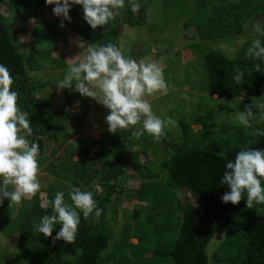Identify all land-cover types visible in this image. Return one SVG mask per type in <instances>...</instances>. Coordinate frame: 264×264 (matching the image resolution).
I'll use <instances>...</instances> for the list:
<instances>
[{"label":"trees","instance_id":"16d2710c","mask_svg":"<svg viewBox=\"0 0 264 264\" xmlns=\"http://www.w3.org/2000/svg\"><path fill=\"white\" fill-rule=\"evenodd\" d=\"M219 1L209 22L211 26L208 28L211 31H220L221 39L224 31L232 33L233 28L234 34H244L246 22L256 14H260V20L264 21V0ZM35 4L41 11H35L33 14L31 10ZM71 5L70 0V7ZM54 7L55 5H48L46 0H0V64L8 67L14 78L12 90L18 92V107L31 121L32 135L27 137L31 142L39 143L38 157L44 155L48 144L58 143L63 139L67 122L61 121L62 119L58 117L64 111L55 107L54 99L41 96L39 93L48 83L34 81L29 76L28 59L22 52L23 44L18 36L19 30L13 23L22 14L27 17L34 15L40 27L43 23L42 11L54 14ZM4 9L7 11L6 14ZM124 9L132 14L127 0ZM250 10L255 11L254 14H249ZM71 11L76 17V22L69 23L68 27L80 34L86 43L95 45L92 35L95 30L115 37L121 33L123 21L118 18L104 28L98 27L93 30L83 19V10ZM129 19L126 16L124 22L133 26L134 23ZM260 39L264 42V37ZM208 40L218 39L207 38L209 47ZM250 43L251 40L242 45L236 58H230L220 50H208L204 62L208 89L212 96L220 99H247L264 95V73L256 72L253 68L255 63H261V67L264 68V62L246 57L245 52ZM57 62L61 64L59 60ZM60 64L56 65L63 68V64ZM236 68L245 73L240 84L233 80ZM72 97L76 96L71 95L69 99L72 100ZM64 115L70 114L66 112ZM78 117L85 118L86 114H79ZM203 122L202 128L197 131L191 127L193 124L181 123L185 136L183 143L174 144L164 137L161 138L166 143L163 148L166 157L162 159L158 172L150 170L146 163L143 164L139 159L132 157L130 165L134 174L144 181H149L143 182L138 190L134 192L131 190L128 200L133 198L147 203L152 206L151 214L159 215L162 213V206H167L164 204L167 202L171 206L168 214L180 215L177 225L179 238L172 244L167 254H161L168 255L175 264H209L207 248L217 233L224 228H228V233L214 254L215 261L216 257L220 256V263L223 264H264V204H254L253 208L248 209L246 193L238 205L225 204L221 197L230 191V188L220 183L226 163L234 160L242 148L264 149V137L253 135L255 130L250 133L249 128L243 126L229 125L218 128L216 122L211 120ZM259 129H264V126ZM131 132L129 130H120L116 134L104 132L98 135L97 140H91V144L87 142L72 144L71 149L67 150L68 168L59 166L55 171V176L64 178L72 187L58 188L55 184L50 185L48 190L41 187L36 197L23 200L19 206H12L7 211L5 209L2 214L0 212V231L7 239L18 234L16 247L21 249L26 257L32 260L39 259L37 264H106L112 257L114 258L101 256L116 238L107 213L112 205L114 206L115 200L124 193V187L119 180L125 175L127 159L124 148L132 139ZM232 143L239 144L238 150H229L231 153H224L223 158L216 155L228 150ZM55 150L56 148L52 151L53 155ZM76 150L79 152L78 160L73 158ZM90 155H94L93 158H90ZM145 155L147 157L148 152H145ZM74 187L93 192L97 206L103 211L99 218H95L93 212L88 220H84L81 213V223L74 244H66L62 240L53 243L51 237L45 238L43 234L33 230L34 223H39L44 215L52 214L50 206L47 209L41 206L40 195L48 191L50 195L47 200H53L57 191H63L65 201L71 203L69 192L66 190L71 191ZM177 190L189 191L200 203L199 207H193V203L189 201L183 202L175 193ZM139 214L141 213L135 210V217ZM59 228V224L55 225L53 237L59 232ZM127 230L116 242L122 247L120 250L122 253L130 250L137 256L136 259H139L140 255L137 253L141 242L139 241L137 245L131 244L130 239L137 237L132 236L130 232L127 233ZM156 252L154 257H162L158 251ZM116 258L117 261L128 262L127 255Z\"/></svg>","mask_w":264,"mask_h":264},{"label":"rangeland","instance_id":"374dc122","mask_svg":"<svg viewBox=\"0 0 264 264\" xmlns=\"http://www.w3.org/2000/svg\"><path fill=\"white\" fill-rule=\"evenodd\" d=\"M138 3L141 5L140 13L138 15L133 13L130 14L127 12V9L124 8L119 10L120 14L116 16V18L123 22L121 33L118 37L108 35L105 32H98L97 30H95V33H92V35L95 44L113 43L118 47L122 46L123 53L126 57H131L137 61L144 58H150L152 61L159 62L162 65L164 78L169 86L168 92L166 95L157 93L152 97H146V99L151 104L155 115L162 120L171 118L176 122L174 126L165 127V135L163 137L174 144L183 143L185 136L183 134L184 130L181 124L182 122L185 124H193L191 127L195 131L202 128L203 121L205 120L216 122L218 128L229 125L238 126L233 123V114L236 111H243L245 105L252 103V99H220L217 96H212L208 89V78L204 58L209 49L220 50L228 57L236 58L241 51L242 45L245 42L250 41L255 35L252 25L257 20H260V14H256L251 20L246 22L244 34H234L233 28L232 33L231 31H224L222 34L223 39H221L219 38L220 31H211L208 28L211 26V23L209 22L213 12L220 3L219 0H138ZM33 7L34 8L31 7L33 14L35 11H41L36 4L33 5ZM71 10L81 11L83 10V7L82 5H71L69 11L71 20H63L64 27L60 26L63 18L57 17L54 14L56 22L54 23L55 25H53L52 30L53 32L58 33V36L56 35L54 38H56L58 46H60H57V49H60L61 55H59V60L62 63H68L65 62L67 61V55H65V52H69L71 48H73L72 50L74 51L71 58H75L81 54L80 59H82L83 52L86 51V47L90 44L86 43L80 34L68 27L69 23L76 22V17L72 14ZM3 11L5 14L7 13L6 9ZM45 12L46 11H42L41 17L45 15ZM254 12L255 11L250 10L249 14L252 15ZM50 14L52 13H48V17H50ZM249 14L247 13V15ZM126 16H128V19L130 18L134 23L133 26L124 22ZM27 19H34L37 23V18L34 15ZM25 21L26 20L21 17L13 24L17 26V28H19V26L21 28L23 25L26 27ZM68 30L78 34L80 39L77 40V38L74 39L71 35L68 36ZM37 31L39 32L38 37L43 38L44 34L48 36V33H50V26H48V23L47 25H43L42 23ZM100 33L101 35L99 36ZM33 35H35V33ZM209 37L218 40H208L210 45L208 47V42L206 41ZM28 38L29 37H27V39ZM242 39L245 41L243 44L240 43ZM60 40H62L61 43ZM33 44L34 45L30 46L32 51L30 59L33 60V64H38L39 67L43 65V67L42 70L32 72L29 70V65H27L29 76L34 81L41 80L50 82L47 97L52 98V91L57 87V82L63 79L70 64L68 63V67L66 68L58 67L62 73L59 72L55 75L56 70L58 69L54 63L57 65L60 63L55 62V58L52 61L47 57L52 56V48H50L51 44H42L40 41L36 43L33 42ZM193 44H195V46H192ZM27 59L29 60L28 56ZM46 61H50L49 67L46 64L48 63ZM78 62L79 60H76L73 63ZM46 68L53 72L50 73L46 71L48 70ZM68 91L72 96L74 95L78 97L80 102L79 110L86 112L90 121H88V125L84 128L85 122L82 119L58 116L62 119L61 121L67 122L66 131H69V129L74 131L79 127H83L84 130L81 132L80 136L82 139H80V142L84 141L89 144L92 142L90 139L91 135H88L90 132H95L94 139H98V133H96V131L99 132V136L101 135L100 133L109 132L106 123V116L109 114V110L98 103L95 99L80 95V93L74 90V87ZM261 96L255 97L259 98ZM253 111L257 113H255V118L251 121L252 127L248 129L250 133L253 132L252 130L264 126V120H261L258 110L253 109ZM68 113L71 114L70 112ZM139 127H142V125L130 128L129 131H133L135 128ZM67 142H69V140L60 143L51 142L47 145V152H50L53 148H57L56 155L58 154L57 156L61 159L63 158L65 152L63 149ZM165 145L166 143L162 139L159 142H154L153 139L145 133V135L139 140L134 138L130 139L127 146L124 148L127 163L124 167L125 175L119 180V183L124 187V193L117 199L118 201L115 200L116 202L114 206L112 205V208H110V211L107 213V218L111 222L112 231L115 233L116 238L111 241L108 250L103 252L101 256L102 258L114 256V258L112 257V259L106 262V264H122L123 261L115 260L117 259V256L121 257V255H127L128 257V262L123 264H175L168 255L163 256L161 254H167L170 251L172 244L179 238L177 225H179L180 215L176 213L172 215L168 214V210L171 206L167 202L164 203L167 206H162V213L159 215L156 213L151 214L152 206H149L147 203L140 202L133 198L128 200L131 195L129 193L132 192L131 190L134 192L141 187L143 182L149 181H144L134 174L130 165L131 159H139L141 163H146V166L150 170L158 172L160 170L162 159L166 157V154L163 151ZM238 146L239 144L232 143L228 150H224L223 153H231L228 152L229 150H238ZM91 149H93L92 146ZM169 151H171L170 148ZM145 152H148L147 157ZM91 156V158H93L94 155ZM146 158H148V161H146ZM39 160H43V157H38V162ZM55 171L56 170L54 169V175L56 173ZM49 174L53 176L52 173ZM39 177V182L44 190L49 189V182L52 183V186L55 184L58 188L65 186L62 180H56L51 177L52 179L49 181V178L47 179L44 175ZM99 189H97L98 192L100 191ZM66 192L70 191L66 190ZM175 193L183 202H192L194 200L191 193L187 190H177ZM49 195L50 193L48 191L41 194L40 199L42 202L47 200ZM8 201L9 200L5 198L3 205L0 206L1 214L5 209V211L11 209V207L9 208L10 203H8ZM195 204L199 207L200 203L195 200ZM146 206H148V208ZM135 210L139 211L141 214L135 217ZM126 229H128L126 231L127 233L130 232L132 236L137 237L130 239L129 242L131 244L137 245L139 241L141 242V246L138 248L139 250L137 253L138 256L140 255L139 259H136L137 256H134L133 252L131 253L130 250H126V253H122L120 251L122 247L116 242L120 239L122 233ZM227 233L228 228L220 230L209 244L207 248V254L210 259L209 264H223L220 263V256L216 257L217 261H215L214 254L218 251ZM17 237L18 234L7 239L5 234L0 231V263H39V259L32 260L26 257L23 254L24 252L16 247ZM158 248L160 249L158 250ZM156 251H158L162 257H154Z\"/></svg>","mask_w":264,"mask_h":264},{"label":"clouds","instance_id":"9594fccd","mask_svg":"<svg viewBox=\"0 0 264 264\" xmlns=\"http://www.w3.org/2000/svg\"><path fill=\"white\" fill-rule=\"evenodd\" d=\"M48 5H55V16L63 20H71L69 15L70 0H46ZM71 4L83 6V19L93 30L104 28L116 16L119 10L125 8L126 0H71ZM131 12L140 13L141 5L138 0H127ZM255 35L247 47L245 55L253 61L264 62V21L257 20L252 25ZM245 41H240L243 44ZM39 47V45H38ZM81 47V46H80ZM80 55L66 62L70 64L63 79L57 82L58 89H73L84 97L95 99L109 110L106 116L108 131L112 134L120 130H129L134 139L139 140L147 133L154 142H159L165 135L166 126H174L171 118L162 120L154 114L152 106L146 97L155 94L166 95L168 84L164 78L163 67L159 62L144 58L137 61L126 57L122 46L113 43L89 44ZM74 59L79 60L73 63ZM256 72L264 73L261 63H255ZM240 68L235 69L233 80L240 84L244 78ZM251 71H249V75ZM14 78L3 64H0V206L4 199L10 201L9 208L19 206L23 200H31L41 190L38 175L40 172L38 156L40 145L29 142L26 136L32 135L31 121L18 107V92L12 90ZM252 103L244 106L243 111L233 114V123L245 128L252 127L255 118L253 109H257L261 120H264V96H253ZM255 136L264 137V129H256ZM223 158L224 153H216ZM78 158V157H77ZM79 159V158H78ZM264 149L252 147L242 148L235 159L226 163L222 185H227L230 191L225 192L221 199L227 204L238 205L245 197L248 209L254 204H264ZM11 189V190H10ZM71 203L65 201V193L57 191L53 200H44L42 207L52 209L51 215H44L39 223L33 224V230L51 237L53 243L64 241L74 244L81 223V213L88 220L95 213L99 218L103 209L94 200L93 192L72 188L68 193ZM193 207L195 199L192 201ZM59 224V232L53 237L55 225Z\"/></svg>","mask_w":264,"mask_h":264},{"label":"crops","instance_id":"0c3cea01","mask_svg":"<svg viewBox=\"0 0 264 264\" xmlns=\"http://www.w3.org/2000/svg\"><path fill=\"white\" fill-rule=\"evenodd\" d=\"M48 13H50V12L46 11L45 15L43 17H41L43 25H45V24L47 25V23H48V26H50V31H49L50 33H48V36L46 34H44L43 38L38 37L39 32L37 31V29L39 28V25L34 21V19H27L28 17L23 15V14L18 19L23 17V19L26 20L25 21V23H26L25 26L26 27H24V25H23L21 28H20V26H19V28H17V26L14 25L15 28L17 30H19L18 31V33H19L18 36L20 37V40H21V42L23 44L22 52L24 54H26V56L29 57V61H27V65H29V70L32 71V72L38 71V70H42V67H43V65H41V67H39L38 64H36V65L33 64L34 63L33 60L30 59L31 53H32V51L30 49V46L34 45L33 42L36 43V42L40 41L42 44H44V43L51 44L50 48H52V52H51L52 56H47V57H49L52 61L55 58L56 59L55 62H57L59 60V55H61L60 49H57L58 42H57L56 38H54V37H56V35L58 36V33H55L52 30L53 25H55L54 23L56 22V17L54 16V14H50V17H48ZM34 33H35V35H33ZM67 35L68 36L71 35V36L74 37V39L77 38V40L80 39V36L78 34H76L75 32H72L71 30H68ZM27 37H29V38L27 39ZM47 40H49V41H47ZM61 42H62V40H60V43ZM63 44H64V41H63ZM58 47H60V46H58ZM72 49L73 48H71L69 52H67V51L65 52V55H67V60L73 59V58H71L72 53L74 52ZM86 49H87V47H86ZM42 57H44V56H42ZM38 60H39V57H38ZM75 61H76V59H74L71 62H75ZM46 62H48L46 64L49 67L50 66L49 65L50 61H46ZM30 64L32 66H30ZM54 65H56V64L54 63ZM60 65H62L63 68L64 67L65 68L68 67V63H62L61 62ZM56 68L58 70H56L55 75H57L59 72H61L60 69H59L61 67L58 68V66L56 65ZM46 69H48V68H46ZM46 71H48L50 73L53 72V71H51L49 69L46 70ZM52 80H54V79H52ZM42 82H45V81H42ZM46 83H48L47 87L45 89H42V91L39 92L40 95L44 96V97H47V94H48V91H49L48 87H49V83L50 82H46ZM68 90L69 89L61 90V89H58L57 87H55V89L52 91L53 92L52 93V98L54 99V104H55V106H56V108L58 110H61L62 112L64 111L62 114H60V116H65L66 118L74 117L75 119H82L85 122V124H84V128H85V126L88 125V121H90V118H89V116L87 115L86 112L79 110V108H80V104L79 103L80 102H79V99H78L77 96L75 98L72 97V103H71V100L69 99V96H71V94H70V92ZM66 112L67 113L70 112L72 115L71 114L69 116L64 115V113H66ZM84 113L86 114L85 118L78 117L79 114H84ZM66 130H67V128H66ZM66 130H65L63 139L60 141V142H63V141L66 142L67 140H69V142H67L66 145L64 146L63 150H65V152H64L63 158L59 159V156H57L58 154L56 155L57 148L55 150V155H53L52 151L55 148H53L50 152H47L48 148L46 147L44 155L40 156V157H43V160H39V163H40L39 164V167H40V172H39L40 175L39 176L44 175V176L47 177V179L49 178V181H51V179H52L51 177L55 178L56 180H62L64 182L65 186L70 188V187H72L71 184L68 181H65L64 178H59V177L55 176L53 171H54V169L56 170L59 166H63L65 169L68 168V164H67L68 161L66 160V158L68 157V152L69 151H67V150L71 149L72 144H76V143L77 144H80V143L82 144V142H84V141L80 142V139H82L80 135H81V132H83L84 129H83V127H79L77 129H75L74 131H72V129H69V131H66ZM96 133H98V135H99V132L96 131ZM94 134H95L94 131H92V132H90V134H88V135H91L90 139L92 141L97 139V138H95V139L93 138ZM26 138L28 139L27 136H26ZM29 142H31V141L29 140ZM75 147L76 146H74V148ZM77 157L79 158V152L76 150L74 152V156H73L74 160H78ZM91 157L92 156L90 155V158ZM49 173H52L53 176H51ZM39 176H38V179H40ZM50 185H52V183L49 182L48 188H49Z\"/></svg>","mask_w":264,"mask_h":264}]
</instances>
